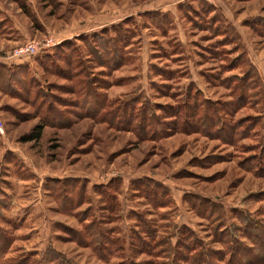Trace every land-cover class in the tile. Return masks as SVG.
<instances>
[{"label":"rangeland","instance_id":"rangeland-1","mask_svg":"<svg viewBox=\"0 0 264 264\" xmlns=\"http://www.w3.org/2000/svg\"><path fill=\"white\" fill-rule=\"evenodd\" d=\"M2 66L0 263L263 252L264 0H0Z\"/></svg>","mask_w":264,"mask_h":264},{"label":"trees","instance_id":"trees-1","mask_svg":"<svg viewBox=\"0 0 264 264\" xmlns=\"http://www.w3.org/2000/svg\"><path fill=\"white\" fill-rule=\"evenodd\" d=\"M4 67L3 69H0V80L2 82H4L6 84V86H9V88H11L12 82L14 81V75L13 73L11 74V76L9 75V77L7 76L8 73L10 72L7 69V66H2ZM8 70V72H7ZM8 77V78H6ZM41 134V127L40 125H36L32 131L30 132L29 136H27V140H37L40 137ZM242 213V212H241ZM243 217L244 215L241 214ZM245 222H246V228L248 229H252V231H260L262 233V236L264 237V224H259V222L257 221H253V219H249V218H244ZM245 228V230H246ZM256 228V229H255ZM180 237H178L177 242H175L174 244L171 243L170 241L168 242V240H163V245L168 244L171 250V254H169L171 260L170 264H175V261L177 260H181V261H185L188 264H212L211 262L207 261V258L209 257H215L218 260L222 261L225 255H228V259L224 264H256L260 261L264 262V238L257 239L254 236H251L245 232V235L247 237H249V239L253 240V242L255 244H257V248H259V250H262L260 253V255L258 257H255L254 260L253 258H245V254H246V250L249 251L248 247L243 246L242 242L237 238V237H232L231 234H228L227 232H221L220 234V239L219 241H221L223 239V244H225L226 247V252L225 251H212L210 248L206 247L202 241H200V239L197 237V235L195 234V232L190 229L187 228L185 226H182L180 228ZM2 234V231H0ZM149 236H153V233H150L149 231ZM3 239V243L2 244H7L8 239L5 237H2ZM144 247L149 246V244H147V242L143 243ZM174 245V246H173ZM182 248L183 251L185 252H181V254L179 253V249ZM3 249V245L2 247L0 246V253L1 250ZM168 251V250H167ZM225 252V253H224ZM4 253V252H3ZM213 253H217L220 254L217 255L215 254V256L213 255ZM261 257V258H260ZM261 260H258V259ZM1 259V258H0ZM256 260V261H255ZM20 263V262H19ZM2 264V263H0ZM5 264V263H4ZM16 264V263H14ZM18 264V262H17Z\"/></svg>","mask_w":264,"mask_h":264},{"label":"built area","instance_id":"built-area-1","mask_svg":"<svg viewBox=\"0 0 264 264\" xmlns=\"http://www.w3.org/2000/svg\"><path fill=\"white\" fill-rule=\"evenodd\" d=\"M37 50H38L37 45H32L30 48H27V49L25 47H20V48H18L19 53L15 54V55H17L19 57L31 56V55L35 54L37 52Z\"/></svg>","mask_w":264,"mask_h":264}]
</instances>
